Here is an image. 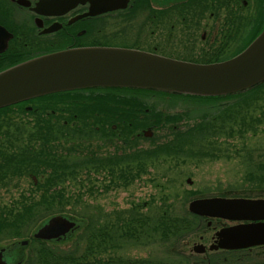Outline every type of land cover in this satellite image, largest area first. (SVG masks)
Listing matches in <instances>:
<instances>
[{
  "label": "trees",
  "instance_id": "trees-1",
  "mask_svg": "<svg viewBox=\"0 0 264 264\" xmlns=\"http://www.w3.org/2000/svg\"><path fill=\"white\" fill-rule=\"evenodd\" d=\"M263 3L261 0L262 9ZM260 14L263 15L264 12L261 11ZM261 27L262 24L256 29L250 27V39L243 41L232 54L248 44ZM221 54L194 61L211 62L224 59ZM232 54H228V57ZM118 90H122V93L111 96L120 98L121 117H100L105 119V122L116 121L120 126L121 142L116 146V152L98 155L99 152L93 150L91 156L73 158L62 155V152L55 150L56 147L51 146V140L65 137L81 140L72 147L80 150L83 147V131L90 134L93 131L90 124L94 122L84 121V117H58V126L50 128L44 122L46 115L37 117L42 121L40 124L33 125L30 123L31 120L26 121V129L40 131V137L26 138V143H23L25 147L19 153H9L10 156H7L5 152L0 151V182L6 177L23 172L38 178L37 183L31 182L34 189L31 194L20 196L10 205L0 206L1 235L20 237L47 217L64 212V206L71 202L73 196L75 197L73 203L79 204L84 192L92 195L97 191L90 178L93 173L109 177L108 180L114 186L125 187L147 173L150 166L158 167L161 162L170 159L187 163L186 160L218 157L220 154L218 151L221 149L218 140L221 137H232L233 133L237 134L234 136L243 137L246 132H255L257 126L264 123V81L247 90L220 96H197L151 89ZM57 95L54 93L38 98L49 100ZM179 100L186 101L185 105H182V110L173 113L164 110V103L167 105L171 101L169 105L173 107ZM149 101L152 102L151 105ZM125 102L138 108L136 117H133L129 109H124L122 103ZM186 105L189 107L212 105V108L201 113L199 111L193 124L179 127L176 124L187 121L186 117L190 116ZM6 107L0 108V111ZM145 107H150L148 112L144 110ZM61 119L68 121L64 123ZM167 124L172 128L170 135L164 140H158L156 135L146 137L142 133L146 128H151L155 132ZM233 127H236L235 132ZM54 130L57 134H52ZM36 139L42 142L40 149L26 145ZM144 140L148 141L150 146H142ZM10 146L13 147L15 144ZM126 147H132V152L126 153ZM118 149L122 150V154H117ZM258 155L259 160L254 162L251 153H245L243 156L245 160L243 180L247 181L248 186L245 189L242 187L236 193L239 196H264V152ZM67 181L77 183L75 194H66L64 183ZM183 200L181 211L176 210L173 201L166 202L164 199L160 203L152 201L132 204L127 209L113 211L101 218L88 214L87 210L78 214L70 210L69 212L80 221L85 220V227L73 243V248L64 250L39 244L40 247H34V253L29 257L36 259V264H132L123 257L120 263H116L117 257L120 256L110 252L126 245H145L150 248L158 245L163 248L161 256H152L148 261H136L134 264H189L180 250L194 235L199 218L187 210L188 199ZM103 253L108 257V261L103 259Z\"/></svg>",
  "mask_w": 264,
  "mask_h": 264
},
{
  "label": "flooded vegetation",
  "instance_id": "flooded-vegetation-1",
  "mask_svg": "<svg viewBox=\"0 0 264 264\" xmlns=\"http://www.w3.org/2000/svg\"><path fill=\"white\" fill-rule=\"evenodd\" d=\"M261 5V0H0V71L42 55L82 47L136 49L190 61L221 53L227 58L243 41L250 39V27L256 29L264 21ZM118 89L80 88L59 92L49 100L34 98L7 106L0 111V151L22 138L40 137V131L26 129V121L40 124L42 121L37 117L46 115L44 122L50 128L58 126V117H84V121L94 122L90 124L93 127L90 134L83 131L80 151L84 156H91L93 150L101 147L111 151H100L98 155L116 152L121 142L120 126L116 121L105 122L100 117H121L120 98L111 96L121 94L122 90ZM122 106L136 117L138 108L126 102ZM52 134H57L56 130ZM125 152H132V147H126ZM5 154L8 156V151ZM117 154H122V150L118 149ZM257 223H264V218L232 221L200 216L194 242L180 253L189 264H264V243L238 247H223L219 243L218 232L228 225ZM70 233L61 240L38 239L32 233V237L25 238V245L8 242L0 246L2 261L36 264V259L29 257L34 247L49 242L62 244L65 239L73 244L77 236ZM12 244L22 247L21 258L17 257L20 248L11 249ZM127 246L115 251L126 252ZM117 256L120 258L117 257L116 263H120L121 257L132 264L152 259L151 252L134 257ZM102 257L108 261L105 253Z\"/></svg>",
  "mask_w": 264,
  "mask_h": 264
},
{
  "label": "water",
  "instance_id": "water-1",
  "mask_svg": "<svg viewBox=\"0 0 264 264\" xmlns=\"http://www.w3.org/2000/svg\"><path fill=\"white\" fill-rule=\"evenodd\" d=\"M264 81V28L237 55L195 63L133 49L84 47L36 57L0 71V107L32 97L85 87H134L197 96L247 90ZM149 131L145 135H150ZM192 213L230 220L264 218V199L206 197L188 203ZM75 222L50 217L34 236L59 239ZM220 245L264 243V223L238 224L218 232ZM22 245L26 240L21 241ZM0 264H4L0 252Z\"/></svg>",
  "mask_w": 264,
  "mask_h": 264
},
{
  "label": "rangeland",
  "instance_id": "rangeland-1",
  "mask_svg": "<svg viewBox=\"0 0 264 264\" xmlns=\"http://www.w3.org/2000/svg\"><path fill=\"white\" fill-rule=\"evenodd\" d=\"M232 50L233 49H231L230 52ZM170 102L171 101H169L167 105L164 103V107L162 106L165 108L164 110L170 113L182 110V105L184 106L186 103L185 100H179L171 107L169 105ZM151 104L152 102L149 101V105ZM202 107L206 109H202ZM186 108L190 116L186 117L187 121L178 122L176 125L179 127L193 124L197 119L196 114H198L199 111L201 113L207 109L210 110L212 105L192 107L186 105ZM170 128H172L171 125L167 124L163 126L162 129L155 130L153 135H156L158 140H164L170 135ZM235 129L236 127H233L234 132ZM234 135L237 134L233 133L232 137H221L218 140V146L221 148L218 151L220 152L218 157L186 160L187 163L181 160L170 159L166 162H161V165L159 164L158 167L150 166L147 173L142 174L139 179H136L125 187L120 185L114 186L108 180L109 177L106 178L103 174L93 173L90 178L97 187V191L92 193V195L84 192V196H81V202L79 204L73 203L72 200L73 198L75 199L73 196L70 200L71 202L64 206V212L73 210L78 214L87 210L88 214L91 213L94 217L101 218L111 214L113 211L127 209L132 204H145L152 201L160 203L163 199L166 202L173 201L176 210L181 211V209H183V198L189 201V199L199 196L235 195L242 187H244L242 189H245L248 186L247 181L243 180L245 170V160L243 156L245 153H251L254 162L259 160L258 154L264 152V123L258 125L255 132L248 131L243 137ZM23 141L26 143L25 139H23ZM23 141L17 144L21 146L23 145ZM80 141L71 138L65 140L59 139L56 143L51 142V146L56 147L57 152H62V155L66 157H80L84 156L82 151L72 148L73 144H79ZM141 144L144 147L150 146L146 140ZM19 145H17L18 149L22 150ZM26 145H30V147L34 149H40L42 142L36 139L34 142L31 141V143ZM47 146L51 147L50 145ZM103 148L104 147H101L98 152L111 151V148ZM4 150V152L10 151L12 150V146ZM32 181V174H24V172L21 174L19 173L17 176L6 177L0 182V206L10 205L13 203V200L18 199L20 196L31 194V192L34 191L31 185ZM64 185L67 190V195H73L77 191V183L74 181H67ZM32 230L33 229H29L26 233L20 235V237H8L0 234V246H4L8 242L19 239L21 236L29 234ZM194 239L195 236L193 235L188 241L189 244L185 248L186 250L189 249V245L194 242ZM67 243L60 244V248L64 250L73 248V244ZM10 247L11 249L15 247L20 248L17 254L18 258L24 255L20 245L12 244ZM122 252L117 250L110 253L115 255L121 254V256L124 257H134L135 255L142 256L151 252L152 256L159 257L162 255L161 252H163V248L158 245L151 246L149 249L127 246L126 252Z\"/></svg>",
  "mask_w": 264,
  "mask_h": 264
}]
</instances>
